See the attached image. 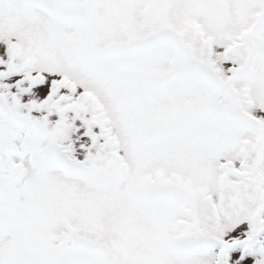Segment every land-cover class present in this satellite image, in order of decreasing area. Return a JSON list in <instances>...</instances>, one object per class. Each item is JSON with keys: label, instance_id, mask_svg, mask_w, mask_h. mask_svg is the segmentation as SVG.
<instances>
[{"label": "snow or ice", "instance_id": "1", "mask_svg": "<svg viewBox=\"0 0 264 264\" xmlns=\"http://www.w3.org/2000/svg\"><path fill=\"white\" fill-rule=\"evenodd\" d=\"M0 264H264V0H0Z\"/></svg>", "mask_w": 264, "mask_h": 264}]
</instances>
